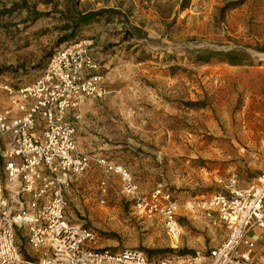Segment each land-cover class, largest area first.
<instances>
[{"label": "rangeland", "instance_id": "374dc122", "mask_svg": "<svg viewBox=\"0 0 264 264\" xmlns=\"http://www.w3.org/2000/svg\"><path fill=\"white\" fill-rule=\"evenodd\" d=\"M100 9L115 13L59 40L68 17ZM81 39L93 41L111 90L102 152L136 178L158 157L144 184H162L181 204V235L138 214L120 178L98 165L69 187V218L96 231L98 248L155 258L208 248L210 231L220 241L225 228L208 229L185 205L231 173L249 184L264 166V0H0V68H9L0 82L32 83L51 49Z\"/></svg>", "mask_w": 264, "mask_h": 264}, {"label": "built area", "instance_id": "2783aa9c", "mask_svg": "<svg viewBox=\"0 0 264 264\" xmlns=\"http://www.w3.org/2000/svg\"><path fill=\"white\" fill-rule=\"evenodd\" d=\"M92 44L81 39L59 48L32 83L0 82V264H254L255 244L264 243V167L247 185L231 173L220 191L186 203L206 225L227 230L202 252L155 258L139 249H101L92 227L69 218V187L98 165L120 178L138 214L158 216L174 240L181 235V204L162 184L145 192L124 165L77 148L69 114L108 94ZM101 188L106 193L105 180ZM254 227L261 235L249 236Z\"/></svg>", "mask_w": 264, "mask_h": 264}, {"label": "crops", "instance_id": "0c3cea01", "mask_svg": "<svg viewBox=\"0 0 264 264\" xmlns=\"http://www.w3.org/2000/svg\"><path fill=\"white\" fill-rule=\"evenodd\" d=\"M98 38L96 37L95 43H98ZM95 47H92V50L94 51ZM95 52V51H94ZM106 87L108 89V94L102 98V99H89L86 101V103L83 105L81 110L78 111H71L69 114V119L70 121L74 124L76 127V144L77 148L79 151L83 152H92L93 154L99 156V157H104L111 161L101 150V141L102 137L105 135L107 132V126H106V121L108 119V110L106 109V105L109 103L110 97L108 96L110 93V87L107 84V80L105 79ZM104 99V100H103ZM103 100V101H100ZM140 157H142L140 155ZM147 159H144V162ZM151 163L149 164L150 171L149 173L146 172L145 176H137L136 180L140 184L141 188L143 191L148 192L149 190L147 187L148 185L144 184V181L148 182H154L155 177H156V162L158 160V157L153 158L151 157ZM154 160V163L152 162ZM140 161H142V158H140ZM113 162V161H111ZM115 163V162H113ZM153 163V164H152ZM120 164V163H116ZM124 165V164H121ZM147 165V164H144ZM125 166V165H124ZM127 168V166H125ZM264 167V166H263ZM262 167V169H263ZM261 169V171H262ZM260 171V173H261ZM259 173V174H260ZM255 179V178H254ZM251 183V182H250ZM247 185V184H246ZM190 217L194 219H202V217L193 215L189 213ZM203 220V219H202ZM203 224L208 227V229H217L218 227H213V226H208L204 221ZM226 230V229H225ZM210 236V247H214L219 245L226 237L227 235V230L224 235V237L220 240L217 241L216 237H213L215 232H211ZM262 230L259 227H254L252 230L249 231V236H254V235H261ZM208 248L199 250L197 252H202L207 250ZM253 258H254V264H264V243L259 241L255 244V249L253 252Z\"/></svg>", "mask_w": 264, "mask_h": 264}, {"label": "trees", "instance_id": "16d2710c", "mask_svg": "<svg viewBox=\"0 0 264 264\" xmlns=\"http://www.w3.org/2000/svg\"><path fill=\"white\" fill-rule=\"evenodd\" d=\"M186 6H187L186 3H184L182 5V7H186ZM114 13H115L114 11L109 10V9H100V10L89 11V12H78L76 15L68 17L67 22L63 25V29L66 30V32L64 33V35H62V37L59 40H64V41L72 40V39H74V38H76L78 36V34L81 32V29L83 27L88 26L90 24H93L95 22H98L104 16H107L108 14H114ZM36 14L38 16H42L43 15L41 13H36ZM133 38H134V35L131 32L128 33V31H127L126 32V36L124 37V39L131 40ZM53 50L54 49H51L47 53V55H46L45 59L43 60V62L40 63L39 65H37V69H41L42 67H44V65L46 63V60H47V63H48V61L51 59V57L54 54ZM93 53H94L95 57L98 58L97 53L94 52V51H93ZM224 55H225V59L228 62L236 63V58L232 57V55H230V54H224ZM99 61H100V59H99ZM46 65H45V67H46ZM45 67H44V69H45ZM8 70H9V68H0V74H2L5 71H8ZM183 252H185V251H183Z\"/></svg>", "mask_w": 264, "mask_h": 264}]
</instances>
